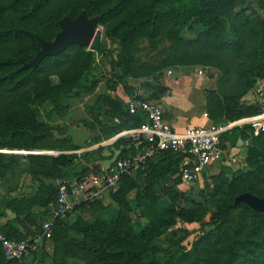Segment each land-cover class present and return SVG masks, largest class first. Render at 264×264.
I'll return each mask as SVG.
<instances>
[{
    "label": "trees",
    "instance_id": "16d2710c",
    "mask_svg": "<svg viewBox=\"0 0 264 264\" xmlns=\"http://www.w3.org/2000/svg\"><path fill=\"white\" fill-rule=\"evenodd\" d=\"M192 1L202 29L189 39L181 33L187 22L184 0H0V181L7 179L17 166H22L30 177L38 180L31 194L1 201L0 209L13 214L5 228H0L7 237L23 239L40 232L42 222L48 219L40 208L47 207L56 198V187L46 180L61 177L80 180L103 167L100 165L102 147L79 154L71 152L78 149V145L69 135L56 138L54 128L39 120L35 110V106L40 107L45 102L63 110L70 96L80 88L82 79H92L89 68L94 61V51L102 54L101 61L118 70L110 79L112 82L105 84L106 90L97 94L99 105L90 107L91 117L106 136L146 124L142 112L130 113L127 103L110 94L130 72L139 69L152 74L158 69L173 70L168 67L175 65H218L222 72L221 88L227 85L229 90H221V100L213 91H207L205 111L211 124H224L260 111L257 101L248 104L241 101V96L264 78V15L257 17L254 11L247 13L245 0H238L242 7L238 10L234 9L237 0ZM254 1L257 10L264 8V0ZM82 11L89 17L99 15L98 24L105 26L106 35L120 40L123 53L118 54L116 60L110 58L102 41L95 37L91 49L71 44L57 55L44 57L34 68L23 67L39 49V38L52 40L60 30L59 20L63 16L75 18ZM161 36L172 43V50L162 65L151 68L145 63L138 64L134 56L136 41ZM230 55L233 57L227 62ZM51 76H56L59 83L54 84ZM94 82L92 80L91 84ZM94 86H84V91L92 93ZM131 96L132 99L142 98ZM158 96L156 89L143 99ZM115 117L118 123L114 122ZM86 123L93 126V122ZM221 139L232 147L246 146L248 165L235 174L223 158L214 164L229 178L221 181L214 191L213 227L202 229L189 249L165 255L156 253L150 260L145 258L148 252L155 251L154 240L177 223L199 222L206 214L205 204L178 207L172 202L161 203L153 196V179L159 181L167 174L164 162L171 164L169 171L180 174L184 153L164 150L136 170L140 174L141 169L154 164V168L143 175L144 185L131 173L124 175L118 190L109 193L111 204L105 206L97 199L53 220L50 239H42L30 254L35 264H66L69 257L76 255H80L83 264H264V213L245 203L233 204L234 197L243 192L264 198V131L254 135L249 124L234 125L221 134ZM112 145L120 147L115 160L130 156L138 149L126 136L118 137L108 147ZM5 148L62 153L15 154L2 152ZM133 190L134 207L139 216L135 219L126 214L133 209L128 198ZM77 210L95 213L91 212L90 218L81 215L68 218L66 223L64 219ZM115 210V216L107 214L108 211L114 214ZM231 210L235 213L227 216ZM99 211L101 213L96 214ZM47 242L52 247L51 253L46 250ZM27 258L21 264H25ZM7 263L0 245V264Z\"/></svg>",
    "mask_w": 264,
    "mask_h": 264
},
{
    "label": "rangeland",
    "instance_id": "374dc122",
    "mask_svg": "<svg viewBox=\"0 0 264 264\" xmlns=\"http://www.w3.org/2000/svg\"><path fill=\"white\" fill-rule=\"evenodd\" d=\"M185 8L184 13L187 15V22L182 29L181 33L183 37L192 38L195 34L202 29L200 22L198 21V14L194 9V3L192 0H184ZM241 7L240 2L237 0L234 9L238 10ZM242 8V7H241ZM244 9L247 13L250 11H254L257 17H261L264 15L263 9L255 8L254 0H245ZM230 35V34H229ZM56 36V35H55ZM53 37V39L55 38ZM95 37H99L102 41L104 48L109 52L110 58L113 60L117 59V55L123 53V47L121 42L117 38H109L105 33V26L98 24L96 31L94 33L93 39L91 43L87 46V49H91L90 46ZM161 38V39H160ZM52 39V40H53ZM50 40V41H52ZM135 52L134 56L137 59L138 64L145 63L148 67H156L158 68L164 62L165 58L172 50V43L168 41L166 38L158 37L156 39L149 38H140L136 41L135 44ZM103 57L102 54L94 51V61L89 68V77L83 78L79 89L76 90L75 94L70 96L63 110L55 109L52 104L45 102L40 107L35 106L36 116L39 120L47 122V124L52 127L54 130L53 134L56 138L60 139L61 137L68 136L67 127L73 128L75 122L83 123L86 121L88 114L90 115V107L97 106V91L95 90H103L107 81H111L113 74L117 73L118 70L116 68H110L105 61H101L100 58ZM233 55H230L227 58V62H230V58ZM109 57L106 60L109 62ZM175 69H184L188 71L196 70L200 75L208 74L213 78L212 84L209 88V92H214L216 96L223 97L221 90L228 91L229 88L227 85H223L221 88L220 79L222 77V72L218 65H175L174 67H168ZM165 69V70H164ZM158 69L155 73L147 74L142 69L130 72L126 77L133 82H137V84L143 85H152L158 80V75L163 71L167 73V69ZM199 75V74H198ZM51 80L54 84L59 83V80L56 76H51ZM95 82L91 84V81ZM125 80V79H124ZM264 78L259 80L252 89L247 91V93L241 96V101L245 103H252V101H257L256 103L260 106L261 109L258 113L253 114L251 116L242 117L241 119L227 122L224 124H235L242 123L248 121L251 117L264 114V90L261 88L262 82ZM112 82V81H111ZM94 92L86 93L84 91V86L94 85ZM259 84L258 86H256ZM106 88V87H105ZM148 97V96H147ZM145 97V98H147ZM149 99V98H148ZM149 100L158 102L156 98H151ZM101 103V102H100ZM96 110V109H95ZM92 111V110H91ZM77 126H80L77 125ZM96 127L95 121L93 122V126ZM130 138L129 136H126ZM244 150H241V154L236 157L233 162L228 167L233 173L237 174L239 172L244 171L248 165L246 159L247 148L243 147ZM2 152L5 153H15V154H26L29 152H39V153H51L54 155H58L61 152L56 150H47V151H35V150H11V149H2ZM66 151V150H65ZM65 153H69L66 151ZM165 168L167 169V174L163 176L159 181L158 178H154L152 181V194L153 196L161 203L172 202L176 206H188L195 205L196 203L205 204L206 205V214L204 218L199 222L193 223H182L179 222L169 231L164 233L159 238L155 239L153 244L156 247L155 251L148 252L145 255V258L150 260L154 257V254H172L176 251H181L183 249H189L194 241L201 234V230L211 229L213 227V220L211 224V214L215 210L214 206V191L221 184V181L229 178V176L225 175L224 172L217 169L216 166L211 165L206 168L201 175L191 182H185L178 172H171L168 170V166L172 168L169 162H164ZM154 168V164L150 163L145 168L141 169L140 174H137V171L132 172L131 175L136 177L138 181L142 184L144 183L143 175H146ZM217 172V173H215ZM11 175H16L15 178H11ZM47 182L52 183L55 186L54 180H46ZM54 181V184H53ZM163 181V183H161ZM159 182V183H158ZM38 185V180L30 177L28 173L24 171L22 166H17L13 172H10L7 179H3L0 181V203L4 199H8L18 195H29L32 190ZM144 185V184H143ZM110 192L105 193V196L110 199ZM135 190H133L128 198L133 205L132 212H127L126 214L130 216V218L135 219L138 218L137 209L134 207V196ZM52 202V201H51ZM12 214V212L7 211ZM235 210H231V213L228 212L226 215L234 214ZM112 217L117 214V210H115L114 214L112 212L108 213ZM77 214H71L69 217H66L64 221L67 223L68 218L72 219L76 217ZM87 216V215H86ZM140 221H143L142 218H139ZM48 250L51 252L52 247L48 245ZM25 264H35V258L33 255L29 256L25 262ZM66 264H83L82 258L80 255L69 257Z\"/></svg>",
    "mask_w": 264,
    "mask_h": 264
},
{
    "label": "built area",
    "instance_id": "2783aa9c",
    "mask_svg": "<svg viewBox=\"0 0 264 264\" xmlns=\"http://www.w3.org/2000/svg\"><path fill=\"white\" fill-rule=\"evenodd\" d=\"M167 72L171 74L172 71L169 69ZM127 105L130 113L142 112L147 120L146 124L122 133L136 143V152L113 160L100 171L92 172L80 180H69L66 177L55 179L56 198L49 203L46 210L48 219L42 222L39 233L15 239L0 231V245L7 264H21L37 249L42 239H50L53 220L65 217L83 203L102 200L107 192L117 191L124 175L136 171L160 151L184 153L180 175L185 182H191L223 157L221 134L224 131L234 125L243 124H249L254 135L264 131V114L251 117L242 123L210 124L207 127L186 126L180 131H175L163 118L160 103L139 98L128 100ZM113 120L119 122L117 117Z\"/></svg>",
    "mask_w": 264,
    "mask_h": 264
},
{
    "label": "crops",
    "instance_id": "0c3cea01",
    "mask_svg": "<svg viewBox=\"0 0 264 264\" xmlns=\"http://www.w3.org/2000/svg\"><path fill=\"white\" fill-rule=\"evenodd\" d=\"M171 71V74H168V72L163 73L154 84L146 86L139 83L137 84V82L125 78L123 82H119L114 89L110 90V94L114 99L127 103L128 100L132 99L131 94L145 98L155 93L157 89L159 96L156 99L162 106L163 118L169 123L172 129L180 131L186 126H209L211 124V119L205 111V96L213 81L211 75L205 74L202 76L196 70L188 71L184 69H175ZM175 72L179 73L176 77L173 75ZM105 90L104 86L103 90L95 91L99 94ZM102 117L104 116H99V118ZM86 122H94L91 115L88 114ZM79 124L80 126H77ZM86 124L85 122L82 124L75 122L74 125L76 126H72L73 128L67 127V134H69L74 143L79 147L76 150H71V152L79 154L89 149L102 147L103 150H101L100 153L102 158H100V165L102 166L115 160L119 153L120 147L115 148L112 145L109 148L108 145L118 137H124L125 134H122L123 131L133 129H124L114 136H106L104 130H101L100 125L97 122H95V128ZM222 147L224 149L222 158L226 165H230L233 160L241 154V150H244L243 147L230 146L228 141L223 139ZM102 203L105 206L109 203L111 204L107 196L102 199ZM48 206L49 205L40 208V211L45 213ZM91 212L95 213L93 211ZM91 212L77 210L72 214L90 218ZM98 213H101V211L96 212V214ZM12 217L13 214L8 213L7 211L4 212L3 209H0V228H5V223L12 219ZM17 226L21 231L24 230L22 225L17 224ZM48 245L49 243L47 242L46 250L48 253H51L52 251L50 252L48 250Z\"/></svg>",
    "mask_w": 264,
    "mask_h": 264
},
{
    "label": "water",
    "instance_id": "95a60500",
    "mask_svg": "<svg viewBox=\"0 0 264 264\" xmlns=\"http://www.w3.org/2000/svg\"><path fill=\"white\" fill-rule=\"evenodd\" d=\"M100 16L94 15L89 17L85 11H82L75 18L67 15L59 20L60 30L57 32L52 41L38 39L40 47L35 55L23 63V67H36L46 56H54L63 52L69 45L78 44L87 47L94 36L99 23ZM174 77L179 73L175 72ZM257 84L256 86H258ZM264 89V82L261 85ZM245 203L251 209L264 213V198L254 195L250 192H243L234 197L233 204Z\"/></svg>",
    "mask_w": 264,
    "mask_h": 264
}]
</instances>
